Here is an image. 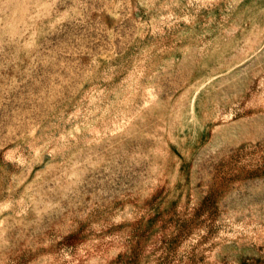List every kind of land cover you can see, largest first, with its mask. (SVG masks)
<instances>
[{"label":"rangeland","instance_id":"rangeland-1","mask_svg":"<svg viewBox=\"0 0 264 264\" xmlns=\"http://www.w3.org/2000/svg\"><path fill=\"white\" fill-rule=\"evenodd\" d=\"M0 264H264V0H0Z\"/></svg>","mask_w":264,"mask_h":264}]
</instances>
